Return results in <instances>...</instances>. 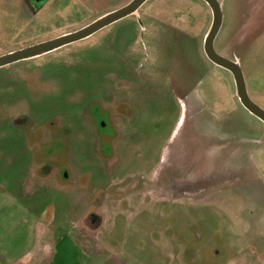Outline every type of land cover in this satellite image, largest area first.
Returning <instances> with one entry per match:
<instances>
[{
    "label": "rangeland",
    "instance_id": "obj_1",
    "mask_svg": "<svg viewBox=\"0 0 264 264\" xmlns=\"http://www.w3.org/2000/svg\"><path fill=\"white\" fill-rule=\"evenodd\" d=\"M131 1L0 0V57ZM219 1L216 50L264 108V0ZM210 18L149 0L0 68V264H264V124L206 57Z\"/></svg>",
    "mask_w": 264,
    "mask_h": 264
},
{
    "label": "water",
    "instance_id": "obj_2",
    "mask_svg": "<svg viewBox=\"0 0 264 264\" xmlns=\"http://www.w3.org/2000/svg\"><path fill=\"white\" fill-rule=\"evenodd\" d=\"M148 1L149 0H132L127 5L99 17L91 24L76 32L4 55L0 57V68L20 61L41 57L71 44L85 40L121 20L137 14L139 9ZM203 1L209 6L212 12V23L204 42L205 55L215 66L228 71L232 75L236 88V95L240 104L252 116L264 123V108L257 104L250 96L245 74L240 62L225 57L216 50V39L224 22L222 4L219 0Z\"/></svg>",
    "mask_w": 264,
    "mask_h": 264
},
{
    "label": "flooded vegetation",
    "instance_id": "obj_3",
    "mask_svg": "<svg viewBox=\"0 0 264 264\" xmlns=\"http://www.w3.org/2000/svg\"><path fill=\"white\" fill-rule=\"evenodd\" d=\"M33 2V5H35L37 8H39L42 4H44V2L46 0H31ZM38 58V57H37ZM35 59V58H33ZM28 60H31V59H28ZM26 61V60H24ZM21 62V61H20ZM18 63V62H17ZM15 64V63H14ZM12 65V64H11ZM3 68V67H2ZM107 114L108 117H106L104 114ZM102 114L101 118H96L93 116V119L91 117V121L93 122V124L95 125L96 129L98 132H101L103 130H107L109 124L111 123V113H107L105 112ZM15 125H19V124H23V122H19L18 120H15L13 122ZM99 221V218H95L93 220V224L91 223V225H94V227L97 228V222ZM101 222V221H100Z\"/></svg>",
    "mask_w": 264,
    "mask_h": 264
},
{
    "label": "crops",
    "instance_id": "obj_4",
    "mask_svg": "<svg viewBox=\"0 0 264 264\" xmlns=\"http://www.w3.org/2000/svg\"><path fill=\"white\" fill-rule=\"evenodd\" d=\"M211 23H212V12H211ZM223 24H224V22H223ZM223 27V26H222ZM222 30V29H221ZM221 32V31H220ZM63 241L64 239H60L59 241ZM78 253H80L81 255L83 254V253H85V252H83V250H78ZM100 264V263H99Z\"/></svg>",
    "mask_w": 264,
    "mask_h": 264
},
{
    "label": "trees",
    "instance_id": "obj_5",
    "mask_svg": "<svg viewBox=\"0 0 264 264\" xmlns=\"http://www.w3.org/2000/svg\"><path fill=\"white\" fill-rule=\"evenodd\" d=\"M230 59H233V60H234L235 58H234V56H232V57H230ZM256 119H257V118H256ZM257 120H258V119H257ZM258 121H259V120H258ZM263 124H264V123H263Z\"/></svg>",
    "mask_w": 264,
    "mask_h": 264
}]
</instances>
